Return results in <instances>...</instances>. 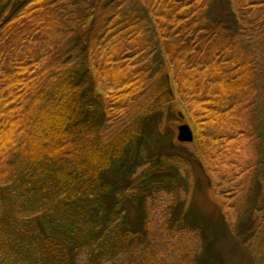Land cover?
Returning a JSON list of instances; mask_svg holds the SVG:
<instances>
[{
  "label": "rangeland",
  "instance_id": "374dc122",
  "mask_svg": "<svg viewBox=\"0 0 264 264\" xmlns=\"http://www.w3.org/2000/svg\"><path fill=\"white\" fill-rule=\"evenodd\" d=\"M19 3L13 4V12ZM193 6L174 8L155 0H49L0 32V79L7 83L0 85V98L15 96L10 106L15 109L38 93V84L63 68L77 36L80 45L86 42L97 97L110 112L105 118L106 138L120 123L151 112V87L160 85L158 81L172 90L168 102L178 120L168 117L166 107L143 120L142 139L110 172L109 178L118 183L132 169L131 180L146 173L147 166L138 164L142 160L185 150L196 153L194 127H200L205 168H190L188 174L178 161L183 182L176 198L167 191L147 198L145 240L118 255L106 248L96 260L87 247L73 264H264V0H206L200 8ZM114 23L121 29L136 25L140 42L118 47L117 37L107 30ZM204 68H215L216 73L210 76L201 72ZM19 69L21 83L11 87V75L14 78ZM233 69L243 71L239 77L247 81L244 90L223 98L225 106L212 112L210 121L197 124L188 113L190 103L218 92L220 75ZM125 72L137 80L131 85L137 87L131 98L121 100L125 87L120 86L130 78ZM3 109L0 99L1 123ZM184 124L193 130L192 143L177 140L178 127ZM0 134L3 169L4 163H14L12 155L22 134L10 136L1 125ZM143 206L124 202L117 225L124 220L130 225L125 229L136 230ZM30 213L29 208L18 213L16 223L21 218L29 223ZM3 216L5 210L0 211V224ZM6 240L1 234L0 264H51L35 253V244H21L17 255Z\"/></svg>",
  "mask_w": 264,
  "mask_h": 264
},
{
  "label": "trees",
  "instance_id": "16d2710c",
  "mask_svg": "<svg viewBox=\"0 0 264 264\" xmlns=\"http://www.w3.org/2000/svg\"><path fill=\"white\" fill-rule=\"evenodd\" d=\"M17 1L0 0V32L9 29L16 19H23L49 0H19L20 5L13 12L12 6ZM155 1L167 5L169 3L174 8L194 5L191 9H195L198 6L200 8L206 0H200V3L199 0ZM33 3L39 4L32 6ZM119 27L114 23L107 29L117 37L118 47L126 45L131 48L140 42L135 34L136 25L123 29ZM11 31L6 30L4 33L7 36ZM79 43L77 36L72 53L67 52L64 58L66 63L62 64L63 68L55 71L43 84H38V93L31 100L22 102L15 109L10 107L15 104L12 102L15 96L8 99L4 94L5 97L0 98L4 106L1 111L3 123L0 122L2 130L10 136L22 134L15 148L17 152L12 155L14 163H4L3 169H0V204L3 205L0 211L6 212L1 220L0 235L7 238L6 245H13V253L17 255L21 251V244H35L38 248L35 253L39 254L44 263L73 264L76 256L87 247L92 248V257L96 260L106 248L118 255L137 240L142 242L148 234L143 206L147 198L157 191H167L176 198L183 182L180 162L188 174L192 170L190 168H205L204 147H201L198 130L200 127L195 126L196 153L186 150L173 155L162 153L156 159L138 163L147 166L146 173L138 178L130 179V175L135 174L134 169L130 174L121 176V183L115 177L109 178L110 172L132 154L130 151L142 139L145 118L161 113L166 107L168 117L172 115L173 119L178 120L168 102L172 90L158 81L160 85L154 84L151 87V112L139 114L126 124L120 123L115 134L106 138L105 118L110 112L107 104L104 106L102 99L97 97L95 71L89 63V53H85L86 42L81 45ZM127 59L128 56L125 61ZM22 70L14 73V78L11 75V87L21 83L18 73ZM201 72H207L210 76L216 73L215 68H204ZM242 72L237 69L224 70L220 75L221 86L218 92L198 100L196 104L190 103L188 113L197 124L210 121L212 112L221 105L225 106L223 98L244 90L247 81L239 77ZM125 73L128 79L131 75ZM132 78L126 79L120 86L125 87L121 100L135 94L137 85H131L136 84L137 80ZM4 84L7 83L3 77L0 85L4 87ZM23 97L27 98L25 95ZM2 142L0 134V153L4 149ZM171 146L176 147L174 144ZM126 201L132 207L143 206L139 213L141 225L136 230L125 229V226L130 225L124 223V220L120 226L117 225L120 221L118 218L123 215L121 205ZM26 208L31 211L29 223L24 224L22 218L21 223H16L18 213H23Z\"/></svg>",
  "mask_w": 264,
  "mask_h": 264
},
{
  "label": "water",
  "instance_id": "95a60500",
  "mask_svg": "<svg viewBox=\"0 0 264 264\" xmlns=\"http://www.w3.org/2000/svg\"><path fill=\"white\" fill-rule=\"evenodd\" d=\"M177 140L179 142H190L194 141L193 130L188 124L180 125L178 127Z\"/></svg>",
  "mask_w": 264,
  "mask_h": 264
}]
</instances>
